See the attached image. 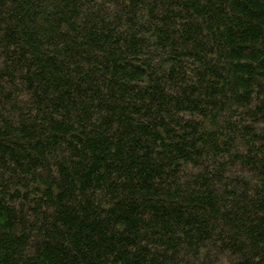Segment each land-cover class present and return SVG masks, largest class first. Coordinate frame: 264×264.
I'll return each mask as SVG.
<instances>
[{
	"label": "trees",
	"instance_id": "16d2710c",
	"mask_svg": "<svg viewBox=\"0 0 264 264\" xmlns=\"http://www.w3.org/2000/svg\"><path fill=\"white\" fill-rule=\"evenodd\" d=\"M0 264H264V0H0Z\"/></svg>",
	"mask_w": 264,
	"mask_h": 264
}]
</instances>
